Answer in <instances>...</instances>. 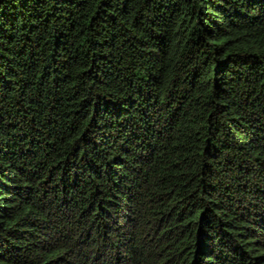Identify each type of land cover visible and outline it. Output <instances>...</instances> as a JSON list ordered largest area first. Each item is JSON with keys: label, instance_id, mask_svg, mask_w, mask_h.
Segmentation results:
<instances>
[{"label": "trees", "instance_id": "1", "mask_svg": "<svg viewBox=\"0 0 264 264\" xmlns=\"http://www.w3.org/2000/svg\"><path fill=\"white\" fill-rule=\"evenodd\" d=\"M0 264H264V0H0Z\"/></svg>", "mask_w": 264, "mask_h": 264}]
</instances>
